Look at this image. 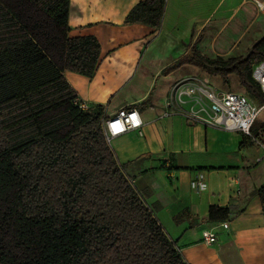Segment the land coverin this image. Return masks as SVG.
Wrapping results in <instances>:
<instances>
[{
    "label": "trees",
    "instance_id": "trees-1",
    "mask_svg": "<svg viewBox=\"0 0 264 264\" xmlns=\"http://www.w3.org/2000/svg\"><path fill=\"white\" fill-rule=\"evenodd\" d=\"M68 4L0 0V231L10 228L18 255L0 240V264H188L107 145L102 108L74 104L62 71L91 78L100 46L91 36L68 37ZM165 4L144 0L124 23L157 29ZM186 60L223 84L235 75L264 105L252 78L264 60V37L244 57ZM257 193L264 202V185ZM228 216V209L211 207L208 220Z\"/></svg>",
    "mask_w": 264,
    "mask_h": 264
},
{
    "label": "crops",
    "instance_id": "crops-1",
    "mask_svg": "<svg viewBox=\"0 0 264 264\" xmlns=\"http://www.w3.org/2000/svg\"><path fill=\"white\" fill-rule=\"evenodd\" d=\"M142 1L69 0L68 37H94L100 54L91 78L65 70L63 77L75 101L89 109L101 107L104 118L122 108L137 109L142 136L128 132L109 147L188 264H264V202L257 193L264 185V149L238 133L180 116L162 118L175 82L213 76L186 59L246 56L240 52L253 43L241 49L242 42L264 16L247 0H166L159 28L125 24ZM228 84H223L226 89L210 86L228 91ZM199 175L202 190L192 186ZM211 207L229 210L222 221L227 230L208 220ZM204 232L215 233L217 242L204 244Z\"/></svg>",
    "mask_w": 264,
    "mask_h": 264
},
{
    "label": "built area",
    "instance_id": "built-area-1",
    "mask_svg": "<svg viewBox=\"0 0 264 264\" xmlns=\"http://www.w3.org/2000/svg\"><path fill=\"white\" fill-rule=\"evenodd\" d=\"M248 1L256 5L259 13L264 14V2ZM252 78L264 95V60L254 64ZM74 104L80 111L89 109L86 104H78L76 101ZM263 109L264 105L256 104L245 94L219 91L199 78H183L169 89L162 118L180 116L191 124L238 133L255 140L252 129ZM142 126L140 114L134 107L122 108L102 122V130L108 146L113 139L128 132H134L141 137ZM257 143L264 149V145L259 140ZM192 186L196 190L204 189L205 184L201 175L194 179ZM217 227L227 230L228 223L219 222ZM217 240L215 233L202 234V242L206 245H213Z\"/></svg>",
    "mask_w": 264,
    "mask_h": 264
},
{
    "label": "rangeland",
    "instance_id": "rangeland-1",
    "mask_svg": "<svg viewBox=\"0 0 264 264\" xmlns=\"http://www.w3.org/2000/svg\"><path fill=\"white\" fill-rule=\"evenodd\" d=\"M258 1L264 2V0H258ZM247 2H249V1L247 0ZM253 5H254L253 8L256 10L255 12H257V15L258 16H261V15L264 16V14L258 12L256 5L255 4H253ZM38 16L40 17L41 15H38ZM258 22H261L262 25L260 23H257L253 27L251 32L248 33V36L242 42V45L240 47L241 49H244V48L247 49L248 46L251 45L252 43H253V45H255L258 41H260L264 37V17L260 18ZM249 51H250V49H247V51H241L240 53L243 55H246L247 52H249ZM243 55H241V56H243ZM237 56H230V57H225V58L227 59V58L237 57ZM52 59H53L54 63L57 65V67L61 68V63H60L59 59L56 57L52 58ZM220 80H221L220 77L214 76V75L211 78H208V80L203 79V81H205V83H207L211 86H217V87H220L221 89H226V86L223 85L220 82ZM228 83H229L228 84V91H233L236 93L245 94V91H243V89L239 88V84L237 83V80L235 79L234 75L231 76L230 81ZM229 85H230V88H229ZM66 132H67V130L61 132L60 136H63L64 134H66ZM252 136L254 137L255 140L250 139L249 141L251 142V144H254L253 146H255V145L258 146L256 144V141H258V140L260 141V143H262L264 145V109L260 112V114L257 118V121H256V123L252 129ZM256 146H255V148L260 147V146H258V147H256ZM0 232H1V234H3V236H1V238H0V240H4V245L6 246L7 253L12 254L14 256L15 255L18 256L13 251L12 234H11L10 228H8V229L3 228V230H1Z\"/></svg>",
    "mask_w": 264,
    "mask_h": 264
}]
</instances>
